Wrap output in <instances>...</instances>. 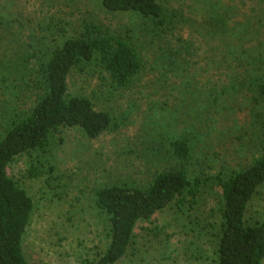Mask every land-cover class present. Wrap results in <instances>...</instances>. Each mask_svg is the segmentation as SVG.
<instances>
[{
    "label": "rangeland",
    "instance_id": "1",
    "mask_svg": "<svg viewBox=\"0 0 264 264\" xmlns=\"http://www.w3.org/2000/svg\"><path fill=\"white\" fill-rule=\"evenodd\" d=\"M159 29L134 12H108L100 0H0V135L38 96V59L89 21L128 38L142 68L118 88L94 59L74 68L70 94L87 96L111 115L96 138L76 127L51 135L46 154L12 161L9 174L34 201L24 237L28 260L87 264L109 242L108 218L95 191L109 184L145 187L176 165L169 140L186 137L192 172L210 175L194 208L170 204L138 223L126 254L115 264H216L220 189L225 177L264 152V99L249 79L264 74V0H157ZM40 162V163H39ZM38 166L36 177L29 175ZM246 223L264 220V183L250 201Z\"/></svg>",
    "mask_w": 264,
    "mask_h": 264
},
{
    "label": "trees",
    "instance_id": "2",
    "mask_svg": "<svg viewBox=\"0 0 264 264\" xmlns=\"http://www.w3.org/2000/svg\"><path fill=\"white\" fill-rule=\"evenodd\" d=\"M100 1L108 12H134L159 29L166 25L157 0ZM94 59L118 88L128 87L142 68V59L128 38L85 21L77 36L65 38L38 59L39 93L34 105L0 135V264H42L28 260L24 252L34 201L9 174L15 157L33 150L46 154L51 135L60 127H76L96 138L111 124L108 111L96 109L87 96L68 91L72 70ZM235 76L241 88L253 79L258 98L264 99V74L243 70ZM169 144L176 165L156 172L145 187L109 184L95 191V205L108 218L109 242L87 264L118 262L132 243L138 223L170 204L195 207L210 175L192 172V147L186 137H174ZM39 173L38 166L31 165L29 175ZM214 177L221 199L216 264H264V220L253 225L245 220L250 201L264 183V152L245 168Z\"/></svg>",
    "mask_w": 264,
    "mask_h": 264
}]
</instances>
